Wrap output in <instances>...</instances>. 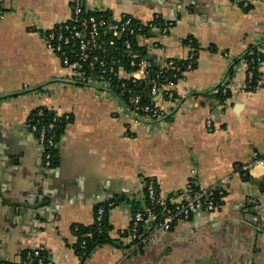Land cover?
Instances as JSON below:
<instances>
[{
  "label": "crops",
  "instance_id": "1",
  "mask_svg": "<svg viewBox=\"0 0 264 264\" xmlns=\"http://www.w3.org/2000/svg\"><path fill=\"white\" fill-rule=\"evenodd\" d=\"M77 2L109 11L114 22L162 18L166 31L136 38L158 63L188 59L195 47L184 40L198 42L196 65L172 87V103L156 98L161 118L135 120L115 94L70 79L44 34L69 20ZM251 46L264 51V0L249 9L241 0H0V263L21 264L23 253L45 246L53 264H264V183L251 182L264 178V84L247 87ZM259 68L264 73V61ZM225 82L231 96L222 103L216 94ZM40 106L71 115L56 169L44 168L30 129ZM239 164L249 167L250 181ZM193 169L203 187L230 177L220 209L196 213L153 247L133 248L127 235L146 181L173 197ZM107 201L116 203L109 212L116 243L83 262L72 226L93 224Z\"/></svg>",
  "mask_w": 264,
  "mask_h": 264
},
{
  "label": "built area",
  "instance_id": "2",
  "mask_svg": "<svg viewBox=\"0 0 264 264\" xmlns=\"http://www.w3.org/2000/svg\"><path fill=\"white\" fill-rule=\"evenodd\" d=\"M258 0H241L244 8H250ZM157 17L154 21L143 24L150 30L158 28L160 20ZM106 25L104 14H94L87 11L79 2L74 3L72 17L67 21L57 23L48 30L45 36L47 47L57 54L61 60L63 68L68 70L70 79L80 84L102 87L107 89L115 96L118 90L126 88L124 79L131 80L132 83H139L150 77L153 73L151 92L154 96L164 95L168 103L174 100L172 87L175 86L178 79L187 70L193 68L194 52L186 60L179 58H168L164 62L150 60L145 55H141L133 47V41L142 35L138 33L143 29L142 26L135 27L133 18L125 16L111 25L112 35L117 38H123L127 57L129 58L131 71H115L111 66L106 68L107 45H115V40H102L101 29ZM166 31L167 26L162 28ZM133 38V40H132ZM190 40V46H193ZM262 51V50H260ZM260 54L257 57L244 58L243 64L247 70V87L249 88L255 79L259 85L264 84V73L258 68L257 62L261 63ZM118 62H120L118 60ZM159 65L155 70L154 66ZM99 71V73H97ZM116 76V82L113 77ZM258 86V85H257ZM222 93L226 94L230 90V85L225 82L222 85ZM128 102H125L129 108V113L138 121H154L164 115L163 107L157 104L142 103V95L137 92L129 91ZM54 111L51 108L39 107L36 112V122L31 126L33 133L38 134L39 142L43 146V165L46 170L54 168L53 154L50 150L55 145V123L60 117L66 122L71 120L70 114L54 113L52 120L44 123L46 111ZM48 119V118H47ZM211 124V121H209ZM260 162H264L261 159ZM243 169L250 171L248 166ZM199 173L196 169L191 172L189 184L183 188L176 196L163 198L159 194L158 185L155 179H149L145 184V202L138 208L133 215L132 223L129 227L128 235L131 246L137 250H146L157 245L158 235L169 232L176 225L189 222L198 212H207L213 214L222 206L218 197H226L227 185L230 177H223L212 186L203 187L198 184ZM264 190V184H263ZM258 197H253L250 203L259 206ZM114 201H109L108 206L113 207ZM105 206L100 203L96 209L95 222L101 224L105 215ZM125 235V231H122ZM27 258L33 260L34 264H53L48 257V251L45 246H37L27 252Z\"/></svg>",
  "mask_w": 264,
  "mask_h": 264
},
{
  "label": "trees",
  "instance_id": "3",
  "mask_svg": "<svg viewBox=\"0 0 264 264\" xmlns=\"http://www.w3.org/2000/svg\"><path fill=\"white\" fill-rule=\"evenodd\" d=\"M247 9H249V8H247ZM91 12L94 14H97V15L104 14V17L106 19V25L104 28L101 29V35L100 36H101L102 40H106V42L110 41L112 39L115 40V45H110V44L107 45L106 68L109 70V68L111 66H114L115 71H118V70H120V71L123 70V71H128V72L131 71L132 68L130 66L129 58L127 57V54L125 52L126 49L124 47L123 38H117V37H114L112 35L111 25L114 23V21H113L111 13L109 11H91ZM133 24L135 25V27H138V26L143 27V29L138 32L142 35H147L150 31V29L147 26H144L143 24L138 22L135 18H133ZM156 24L160 29L164 28L165 26H169L168 23H166L162 18ZM132 40H133V38H132ZM190 40L193 41L192 44L195 47V50L193 51L195 53L193 67H195V65H196L195 61L197 59L196 53L199 50V45H198V42L192 37L186 38L184 40V42L190 44ZM133 47L135 49H137L141 55H145L144 54V47L140 46L137 43L136 39L133 41ZM258 54H260V57L262 59L261 61H264V51H260V49L256 46H251L248 49V52L244 55V58L249 59L251 57H257ZM118 60L120 62H118ZM259 66H260V63L257 62V70H258ZM159 67H160L159 65H155L154 69L157 70V69H159ZM97 73H99V71H97ZM182 75L180 76V78L182 77ZM153 77H154V74L151 73L150 77H147L145 80H143L142 82H139L138 84L132 83L131 80H129V79H124V81L126 83V88H124L122 90H118L117 93L121 97L123 102H128V96L130 93L129 91L130 90L132 92L138 91L142 95V103L152 104V105L157 104V101H156L157 97L152 95V92H151ZM116 78H117L116 76L113 77L114 82H116ZM257 85H259V82L257 79H255L253 81L252 85L249 87V89H254ZM216 96H217L219 101L224 103V102H226V100L228 98H230L231 92L229 91L228 93L224 94V93H222V90H220V92L218 94H216ZM163 97H164V95H163ZM38 108L39 107H37L32 112V114L30 115V129H31V126L36 122V118H37L36 112H37ZM54 113H55V111L47 110L46 114H45L46 118L43 120L44 123H47L48 121H50V119L52 120ZM65 127H66V121L64 120L63 117H60L58 119V121L55 123V130H54L56 133L55 145L50 148V150L53 154V164H54L53 169H56L59 165V161H60L59 143H60V140L62 138V135L65 132ZM34 134L37 136V139L39 141L38 134L37 133H34ZM243 166H246V165L239 164L237 166V171L242 175V178L245 181H250L251 176H250L248 171L243 169ZM218 199L221 202H224V200H222V198H220V196L218 197ZM108 202L109 201L102 203V204H104L106 211H105L103 222L101 224L94 222L91 225H74V226H72L73 233L77 236V242L75 244V248H76L77 253L81 257V259L83 260V262H85L91 256V254L94 252V250L97 247H100V246L107 244V243H116V241L110 236V231H111L112 227L109 223V212L116 205V203L113 207H109ZM141 205L142 204H137V206L134 208V211H136L138 208H140ZM26 255H27V252L23 253L22 259H21V264H34L35 262L33 260H29L26 257ZM0 264H13V263L1 262Z\"/></svg>",
  "mask_w": 264,
  "mask_h": 264
},
{
  "label": "water",
  "instance_id": "4",
  "mask_svg": "<svg viewBox=\"0 0 264 264\" xmlns=\"http://www.w3.org/2000/svg\"><path fill=\"white\" fill-rule=\"evenodd\" d=\"M148 59H150V60H152L153 59V57L152 56H149V57H147ZM251 182L253 183V184H262V183H264V178H262L261 180H251ZM208 215H211V214H208ZM252 220L254 221V223L255 224H258V217H256V216H252Z\"/></svg>",
  "mask_w": 264,
  "mask_h": 264
}]
</instances>
